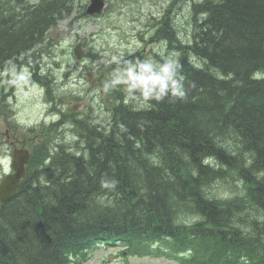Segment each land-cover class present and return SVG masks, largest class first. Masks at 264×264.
<instances>
[{
	"label": "trees",
	"instance_id": "1",
	"mask_svg": "<svg viewBox=\"0 0 264 264\" xmlns=\"http://www.w3.org/2000/svg\"><path fill=\"white\" fill-rule=\"evenodd\" d=\"M19 2L0 0V63L41 41L65 0L17 17L8 6ZM193 13L192 41L172 45L183 51L176 82L146 85L147 108H116L118 124L87 152L29 163L0 208L1 263L85 264L86 249L120 242L140 256L157 244V254L184 253L181 264H264V0H205ZM226 168L244 197L203 193ZM186 209L201 220L181 221Z\"/></svg>",
	"mask_w": 264,
	"mask_h": 264
},
{
	"label": "rangeland",
	"instance_id": "2",
	"mask_svg": "<svg viewBox=\"0 0 264 264\" xmlns=\"http://www.w3.org/2000/svg\"><path fill=\"white\" fill-rule=\"evenodd\" d=\"M38 1L21 0L20 4L13 3L10 6L18 13L21 11L20 6L29 9L31 4ZM86 1L65 0L63 7H67V10L63 11L56 24L48 28L45 40L29 50L27 58L20 59L19 67L11 65L0 70V109L4 115L22 123L36 124L38 129L43 131L42 137L29 146L35 151L40 149L47 151L42 155L33 153L29 170L31 168L42 170L49 159L44 155L47 153L52 155L59 149L76 154L85 150L87 152L88 149L85 148L88 140L95 136L94 134H109L114 124H118L119 116L114 112L116 108L125 107L124 109L129 110L137 106L148 107L150 103L144 93L136 95L132 93L133 88L139 87L137 91H143L146 85L148 87L155 85L161 79L176 82L177 77L173 70L178 52L168 46L169 39L161 37L160 33L158 41L154 43L153 33L156 31L154 29L161 25L162 16L165 14L168 24L177 29L178 38L185 42L191 40L194 33L192 4L199 2V0H108L104 11L97 16H88L83 14ZM3 8H0V11ZM198 15L204 16L205 13L198 12ZM77 41H81L83 47L87 48V58L84 60L76 59L72 53V46ZM31 52H37L38 57L36 59L29 57ZM134 54L138 63L126 60ZM27 61H30L28 65ZM196 63L200 66L202 61ZM36 65L41 76L49 74L44 81L45 86L50 88L48 93L45 86L39 84L34 86L32 83L26 85L21 81L22 77L26 78L28 75L30 79L37 76L31 75ZM144 65L150 69L148 74L143 69ZM140 67L143 68L139 71V82L131 85L132 78ZM45 96L52 99L51 104ZM49 106L62 109L65 114L69 113L56 121L57 118L52 119ZM77 113H82L83 120L74 119ZM113 113L117 114L118 118H115ZM114 119L116 121L113 123ZM52 120L56 122L52 123ZM7 149L11 150L2 135L0 178L2 170L7 171L10 165L7 162ZM153 158L155 159L153 154L147 157L149 161ZM208 161L211 165L218 166V161L214 158H209ZM147 163L149 162H145ZM225 172L226 179H216L211 186L206 183L207 187L202 188L203 193L223 199L237 191L244 197L243 180L236 177L233 168H226ZM238 206L241 208L243 203H239ZM250 211L251 207L244 206V212ZM179 217L186 222L201 219V216L191 209H186ZM241 217L240 213L238 219ZM120 250H124L121 244L99 245L87 253L84 263L176 264L175 259L169 255L121 256Z\"/></svg>",
	"mask_w": 264,
	"mask_h": 264
},
{
	"label": "water",
	"instance_id": "3",
	"mask_svg": "<svg viewBox=\"0 0 264 264\" xmlns=\"http://www.w3.org/2000/svg\"><path fill=\"white\" fill-rule=\"evenodd\" d=\"M103 0H90L87 5L88 13H98L102 10ZM74 54L77 58L83 55L82 47L80 43L73 47ZM25 150V153L20 150H14L12 152V168L15 172L5 174L0 180V206H3L9 201L16 193V189L19 185L20 178L25 175L24 164L29 161V152Z\"/></svg>",
	"mask_w": 264,
	"mask_h": 264
},
{
	"label": "bare ground",
	"instance_id": "4",
	"mask_svg": "<svg viewBox=\"0 0 264 264\" xmlns=\"http://www.w3.org/2000/svg\"><path fill=\"white\" fill-rule=\"evenodd\" d=\"M205 0H199V2H197V3H193L192 5V7L194 8L195 7V5H197V4H199V3H201V2H204ZM18 4H20V3H18ZM172 9V8H171ZM20 12H18V13H15L14 11H13V8L9 5L8 6V12H10L11 11V14H14V16H17V17H20V16H22V15H24V14H26L27 12H28V8H26V7H22V6H20ZM173 11H176V9H172ZM167 12V11H166ZM165 15V14H164ZM163 15V16H164ZM162 16V17H163ZM204 17V16H203ZM191 19V18H190ZM194 25H193V27H194V31H195V15H194ZM192 20V21H193ZM160 24V23H159ZM158 24V25H159ZM190 24V23H189ZM169 25V24H168ZM169 27H170V25H169ZM197 29V28H196ZM170 30H171V32H172V29L170 28ZM187 31H189V30H187ZM193 31V30H192ZM158 33H159V31H155L154 33H153V36H154V43H156L157 41H158ZM165 34V33H164ZM192 34V33H191ZM194 34V33H193ZM190 37V36H189ZM192 37H193V35H192ZM169 41H170V44L167 42V44H168V46L169 47H171V48H173L172 47V45L174 44V42L173 41H175V39H169ZM190 41H192V38H191V40H189V42ZM149 44L151 45L152 44V41L150 40V42H149ZM175 46V45H174ZM173 49H175L177 52H178V59H179V57H180V54H182V50H179V49H177V48H173ZM126 60H129L131 63H133V62H136V63H138V59L135 57V54L134 55H130L128 58H126ZM123 61V60H122ZM177 64V63H176ZM144 67V68H143ZM143 67H140L139 69H138V71H137V74H135L134 75V77L132 78V81H131V85L132 84H138V82H139V71L143 68L145 71H146V73H149V71H150V69L148 70L147 69V66L146 65H144ZM142 84H143V82H142ZM9 96H11V94H8ZM136 108H139V106H137ZM60 146V145H59ZM30 146H28L27 148H26V150L27 149H30L29 148ZM22 151L25 153V150L24 149H22ZM47 158H49V157H47ZM205 161H207L206 159H205ZM11 164V163H10ZM5 175V173H3L2 174V176H1V178H0V180L2 179V177ZM0 187H1V185H0ZM16 194V193H15ZM15 196V195H14ZM14 196L9 200V201H11L13 198H14ZM8 201V202H9ZM201 220V219H200ZM92 249L91 248H88V249H86V255H87V253H89L90 251H91ZM121 254V256H127L128 254H124V253H120ZM0 264H6V263H1L0 262Z\"/></svg>",
	"mask_w": 264,
	"mask_h": 264
},
{
	"label": "flooded vegetation",
	"instance_id": "5",
	"mask_svg": "<svg viewBox=\"0 0 264 264\" xmlns=\"http://www.w3.org/2000/svg\"><path fill=\"white\" fill-rule=\"evenodd\" d=\"M165 18L166 17L163 16V18L161 20V25L159 27H156L154 30L159 31L161 37H165L167 39H177L178 38L177 29L173 28L170 25V27L172 29V32L170 33L169 32L170 27L168 28V22L165 20ZM153 25H154V23H153ZM149 26H151V25H149ZM16 130H17L16 126H11V127L6 126V128L4 130L5 137H7V138L11 137L13 139H17L19 136V133Z\"/></svg>",
	"mask_w": 264,
	"mask_h": 264
}]
</instances>
